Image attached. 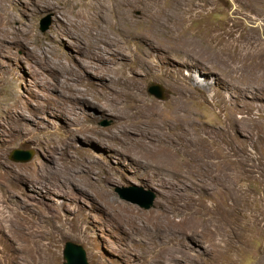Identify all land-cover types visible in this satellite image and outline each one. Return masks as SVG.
Returning a JSON list of instances; mask_svg holds the SVG:
<instances>
[{"label": "rangeland", "instance_id": "374dc122", "mask_svg": "<svg viewBox=\"0 0 264 264\" xmlns=\"http://www.w3.org/2000/svg\"><path fill=\"white\" fill-rule=\"evenodd\" d=\"M129 1L143 19L136 35L113 32L118 54L99 63L83 58L80 34L64 24L89 0H0V264H62L69 241L88 264H264V0ZM152 23L162 33L141 40ZM128 75L133 108L183 113L202 137L191 152L172 150L184 162L167 177L173 187L139 160L159 123L133 117L125 141L107 100ZM155 84L161 99L148 92ZM14 149L31 160L11 161ZM116 187L151 193L152 207ZM162 208L185 209L195 233L177 228L178 216L157 230ZM17 225L32 236L20 254Z\"/></svg>", "mask_w": 264, "mask_h": 264}, {"label": "bare ground", "instance_id": "6f19581e", "mask_svg": "<svg viewBox=\"0 0 264 264\" xmlns=\"http://www.w3.org/2000/svg\"><path fill=\"white\" fill-rule=\"evenodd\" d=\"M40 1L42 2L43 0H37V2ZM88 6L90 8L89 11L80 10L75 13L72 18H66V15H64V24L65 26H68L72 32L75 33L77 31L80 34V37L75 34L78 37L75 38L78 40H76L77 42L83 44V58H88L90 60H93V62L100 63L103 61L106 53L118 54V51L116 50L118 41L112 33H116V35L121 39L123 37H135V29L137 23L142 21L143 19L141 16H134L133 13L131 14L134 6L129 0H89ZM146 7L147 5L143 3L142 8ZM105 13H109V16L111 13L114 17V20L108 23L109 21H106L107 19L105 18ZM86 21L89 22L88 26L85 25V23H87ZM8 22L9 20L6 19L5 23ZM139 30V38L149 43L153 42V39L157 38V35L162 33L161 30L153 23L150 24L148 28H140ZM111 34L113 37H111ZM145 45H147V47L149 46L146 43ZM101 71L102 74H104L107 73L109 69L108 67H104L101 69ZM131 78L132 76L129 75L122 77L120 81V89L114 92L111 97L107 98V100L111 104L110 107L112 109L116 108L117 113H121V115L123 116L124 121L122 129L123 136H125V141L132 140L129 136L126 135H130L129 130L131 129L133 124H136L132 121L133 117H135V120L151 118L150 121L159 123V131L157 132V135H155L153 139H148L147 142H143L140 145L147 152L142 156L140 155L139 160L141 163L146 164L145 167L147 172L152 173L155 170L159 171L158 169L165 170L164 172H167V174H164L165 177L163 176L160 179V183L165 188H170V186L173 187L168 181L167 177L172 176L174 178L176 175L180 174L179 170H182V165L184 164V162L182 164H178L177 167L172 157V150L175 151L180 146L183 147L184 150L191 152L190 150L192 146L197 147L198 145H201V143L199 142V138L201 137V135H198V137L192 136V133H190V128L193 125L191 124V122H188L183 113H171L168 118H164L162 113L158 112L153 105H149L145 102L135 103L133 108L134 84L131 81ZM111 80L113 81V79ZM79 95L83 94L79 92ZM123 98H130L131 103L122 104L121 101ZM148 166L150 167V169L148 168ZM173 166H175L177 170H174ZM189 167L190 166H185V169ZM179 211H181L182 213L174 212L173 210L169 212L166 208H162V213L155 216L154 222L152 223L153 226H156L157 230H161V228H164V225L168 226L165 221H172L171 223H173L175 221L174 217L178 216L179 219L176 222L177 228L184 231L185 233L194 234V225L196 224L190 221L191 217L188 216L189 213H187L185 209L184 211ZM188 212H192V210ZM17 228L19 232L21 230V235H18L21 238L19 239V243L16 246L15 250H17V252L20 254L25 251V248L27 247L28 242L31 241L30 238L32 236L30 234H26L25 237V227H22V229H20V227L17 225ZM32 243L37 244L35 241H33Z\"/></svg>", "mask_w": 264, "mask_h": 264}, {"label": "water", "instance_id": "95a60500", "mask_svg": "<svg viewBox=\"0 0 264 264\" xmlns=\"http://www.w3.org/2000/svg\"><path fill=\"white\" fill-rule=\"evenodd\" d=\"M51 25V16H46L40 21V31L44 32L48 30ZM148 92L154 95L156 98H162V89L159 85L155 84L149 87ZM32 158V152L30 150L14 149L10 154V160L14 162L25 163ZM131 189L122 187H116L115 192L118 196L130 203L138 205L142 209H149L153 205L154 195L151 193H145L142 190L131 193ZM62 258L64 262L62 264H88L86 261L84 249L73 242H66L62 250Z\"/></svg>", "mask_w": 264, "mask_h": 264}]
</instances>
